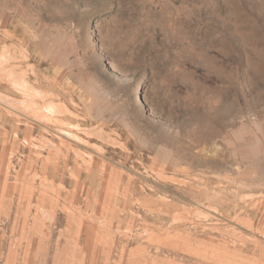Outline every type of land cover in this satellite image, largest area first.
I'll return each instance as SVG.
<instances>
[{
    "label": "rangeland",
    "instance_id": "obj_1",
    "mask_svg": "<svg viewBox=\"0 0 264 264\" xmlns=\"http://www.w3.org/2000/svg\"><path fill=\"white\" fill-rule=\"evenodd\" d=\"M0 264H264V0H0Z\"/></svg>",
    "mask_w": 264,
    "mask_h": 264
}]
</instances>
